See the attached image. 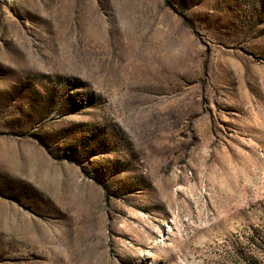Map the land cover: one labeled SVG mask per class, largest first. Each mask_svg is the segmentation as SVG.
<instances>
[{
	"label": "rangeland",
	"instance_id": "rangeland-1",
	"mask_svg": "<svg viewBox=\"0 0 264 264\" xmlns=\"http://www.w3.org/2000/svg\"><path fill=\"white\" fill-rule=\"evenodd\" d=\"M0 0V264H264V0Z\"/></svg>",
	"mask_w": 264,
	"mask_h": 264
},
{
	"label": "trees",
	"instance_id": "trees-1",
	"mask_svg": "<svg viewBox=\"0 0 264 264\" xmlns=\"http://www.w3.org/2000/svg\"><path fill=\"white\" fill-rule=\"evenodd\" d=\"M167 4L172 5V3L169 0H166Z\"/></svg>",
	"mask_w": 264,
	"mask_h": 264
}]
</instances>
